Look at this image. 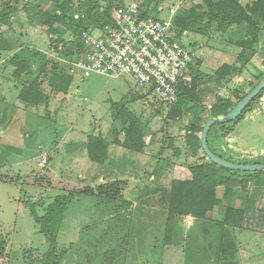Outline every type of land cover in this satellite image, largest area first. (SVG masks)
Segmentation results:
<instances>
[{
  "label": "rangeland",
  "instance_id": "rangeland-1",
  "mask_svg": "<svg viewBox=\"0 0 264 264\" xmlns=\"http://www.w3.org/2000/svg\"><path fill=\"white\" fill-rule=\"evenodd\" d=\"M61 1L65 5L54 0H0V11L14 9L9 13L10 28L2 27L12 48L0 52V99L12 102L30 83L48 97L64 93L51 84L56 75L69 74L65 60H70L75 53L81 29L93 27L98 9L95 0ZM222 1L110 0L113 8L136 2L159 17H167L170 7L179 4L174 22L179 16L200 17L201 24L210 23L207 30L210 34L220 32L213 12L218 11L217 4ZM102 10H105L104 3ZM54 13L64 16V25L57 24L59 41L53 39V32L42 21L44 14ZM175 32L182 37L189 35L177 26ZM182 37L180 40L196 51L194 42ZM67 49L71 53L68 58ZM14 56L27 61L28 67L21 77L14 74L16 69L10 62ZM206 63L203 64L196 52L193 98L186 96L166 106L145 88L151 97L144 94L140 97L142 101L132 103V108L139 107L133 114L146 137V140L143 137L144 147L147 146L145 162L139 161L140 166L148 165L146 160L158 155L160 144L164 149L159 154L164 157L160 166L166 169V162L170 161L179 164L165 170L162 177L157 171L158 164L152 166L155 170L152 167L141 170L140 178L131 172L127 178L132 180H125L118 199L81 193L86 187L97 188L99 180L84 182L80 178V165L72 166L69 158L65 162L53 154H58L57 142L71 125L78 132L96 131L98 127L122 128L114 117L102 111L106 105L104 100L96 102L99 110L91 108L94 89L91 86L83 92V81L88 78L76 79L81 87L79 92L77 85L71 90L76 109L63 115L49 110L48 105L43 108L41 104H30L25 116L15 113L13 119L0 117V131H5L3 135L0 132V238L6 241L0 264H45L42 258L51 242L40 231L41 225L27 203L34 204L37 213L44 215L56 197L70 193L72 198L55 208L53 221L48 224L56 238L60 264H264V170L248 184L247 190L218 187L217 202L205 219L169 215L172 179L190 178L187 166L211 161L203 149L195 154L187 145L193 126L205 125L210 118H217L213 117L215 106L235 105L264 77V71L250 76L243 67H228L220 77L218 68H214L215 62L207 60ZM128 80L134 87V80ZM263 97L264 93L238 122L219 123L211 129L208 142L213 151L237 163H264ZM201 133L196 131L200 138ZM7 136L16 139L18 136L20 145L6 141ZM83 169L86 172V167ZM112 171L116 172L115 177H121L117 176V170L110 168L109 172ZM231 207L244 210L240 226L223 221Z\"/></svg>",
  "mask_w": 264,
  "mask_h": 264
},
{
  "label": "trees",
  "instance_id": "trees-1",
  "mask_svg": "<svg viewBox=\"0 0 264 264\" xmlns=\"http://www.w3.org/2000/svg\"><path fill=\"white\" fill-rule=\"evenodd\" d=\"M54 2L56 4L58 3L60 5H65V1L62 2L61 0H54ZM95 3L98 9L96 16L93 17L95 18V23L93 24V27L85 26L83 29H81L78 34L77 48L75 53L72 55L71 59L75 56H78L83 51L81 33L84 30H89L92 28H103L107 23H110L112 21V13L115 8H113L110 0H95ZM103 3L105 4V10L100 11L101 4ZM217 7L218 11L213 12V16L214 20H216L218 23L217 28L220 31L225 32L233 25H240L244 22H247L250 25L251 29L255 30L256 23L253 21V18L249 13V11L253 9L250 8V10H248L247 8L243 7L238 2V0H223L222 2H219L217 4ZM13 11V8H10L9 11H0V52L12 48L11 45L8 44L9 41L5 37V33L4 30H2V27L6 26L10 28L11 16L9 15V13H12ZM64 12L66 13V10ZM42 18V21L46 23L53 32V39L55 38V41H59L61 35L58 33L57 24L64 25V16H62L61 14L54 13L51 15L44 14ZM174 24V26L179 27L182 32L187 31L188 33L194 32L203 35L206 34L207 30L210 28L209 22L205 25L201 24L200 17L193 18L179 16L178 21L174 22ZM176 36L180 38L182 37L178 33H176ZM65 53L67 58L70 56L68 54H71L69 53V49H67ZM10 62L13 66H15L16 70L14 74L17 77H21L28 67L27 61L20 60L18 56H14L10 60ZM225 69H229L228 66L223 65L218 68L217 73L220 77L224 75ZM193 72L194 70H192L193 80L191 86L185 85L183 83L179 85L180 101L183 97L186 96H190L191 98H193ZM73 79L74 78L70 74H66V76L56 75L54 77V82L51 84V86H54V88L58 91L67 93L73 82ZM262 93H264V91ZM260 95H258L251 102V104L243 112V115L240 118L228 123H236L241 120L246 114V112L250 111L251 107L257 102ZM19 98L26 103L42 105L46 104L49 99L47 95H44L40 90L34 88L33 83H30L28 86H25L20 91ZM234 106L235 105L229 104L225 106H215L213 108V117H220L222 115L225 116ZM171 112L173 115V111ZM115 118L119 119L122 125V129L120 131L115 132V141L118 144L126 147L127 149L141 152L144 148L143 137L145 135V132H143V130H139L137 126L138 119L136 118V115L130 112L124 113L121 110L117 112ZM203 127L204 124L198 125V127L193 126V131H191L190 134L187 136V145L189 146L190 150L195 154H197L198 151L202 149L201 138L196 134V131L202 132ZM121 134H123V140L119 138ZM90 153L94 160L101 161L106 157L107 144L103 138L92 137L90 141ZM253 162L259 163L258 161ZM187 169L190 171V178L181 179L176 177L172 179L171 189L169 191L170 201L168 205L170 216L191 215L196 218L205 219L207 217V213L214 208V205L217 202L216 189L218 187L235 186L240 187L243 190H247L248 184L252 181H255L257 179V176L262 172V170L254 172L232 170L223 166H219L213 163L212 161L208 163L189 165L187 166ZM122 185H125V181L117 180L113 181L112 183L101 184L97 188L86 187L81 191V193L90 195L100 194L106 196L107 198L118 199V196L121 194ZM72 196L73 193H70L67 196L56 197L55 200H53V202L48 205L44 215H39L37 213L34 204L27 203L29 208L31 209V214L33 215L35 220L41 225L40 231L43 232L51 242L48 251L44 254V257L42 258V261L45 264H60V255L56 253V238L49 230L48 224L52 223L53 221L55 208L57 206L61 207L65 205L67 202H69ZM243 216V209L231 207L228 208V210L225 212L223 221L227 225L240 226L242 224ZM222 246L224 247L225 245L222 244ZM5 248L6 241L0 238V258L4 256L6 251Z\"/></svg>",
  "mask_w": 264,
  "mask_h": 264
},
{
  "label": "crops",
  "instance_id": "crops-1",
  "mask_svg": "<svg viewBox=\"0 0 264 264\" xmlns=\"http://www.w3.org/2000/svg\"><path fill=\"white\" fill-rule=\"evenodd\" d=\"M238 1L248 10H250V8L253 9L249 11V13L252 16L253 21L256 23L255 30H252L250 25L247 22H244L240 25H233L225 32L220 31L216 34L206 33L204 35L191 32L187 37L182 38L194 42L196 51L194 48H191L194 50L195 54L196 52L198 53V57L203 60L204 65H207V60H212L216 64L214 68H220L223 65L233 69L243 67L244 72H247L250 74V76H257L259 72L264 71V0ZM104 77L105 79H103ZM86 78L88 79L83 81V92L88 91L87 88H90L91 86V90L94 89L91 108L99 110L96 108V106L99 107L98 103L96 102L98 100H104V104L106 103V105L104 107L102 106V111L107 112V116L115 118L117 112L121 110L124 113H135L139 107L132 108L134 107L132 103L136 100L142 101L143 99L140 98L142 95L145 96L147 94V98L151 97V94L149 95L143 90L147 87H140L135 81V85L132 87L130 84L131 81L128 80L132 78L128 76L111 77L103 74L93 73ZM76 79L78 80V78L73 79V82L67 93H55L56 95H49L50 97L47 103L43 104L42 107L44 108V106L48 105V109L54 110L57 115H63L64 112L72 111L74 108L76 109L72 103L74 96L71 94L72 87L74 85H77V87L79 86V81H76ZM80 88L81 87L79 86L77 88L78 90H76L79 92ZM3 96L7 95L4 94ZM83 98L87 101V96ZM61 104H63L62 107ZM28 105H30V103L22 101L18 94L14 97V100L12 98V102L7 100V98H1L0 117L6 118L7 116H11L13 119L16 117L15 113L19 114V116H25L27 115L26 109L29 107ZM261 105L264 111V97ZM113 120H115V123L119 125L121 124L119 119L115 118ZM18 122H21V119H19ZM70 128L71 129H68L67 132L61 136L60 141L57 142V151H59L58 154H53L56 156V158L59 157L65 159V162L67 161V158H69V164L72 166L80 165L82 167V175L80 178L84 180V182H87L90 179H96L99 180V185H101V183L103 184L105 182L115 180L130 181L132 179H128L127 177L129 174H131V172H135L136 176H139L138 178H140L141 170L146 171V169L154 166L155 164H158L157 171L159 172V176L162 177L165 174V170L167 172V170H171V168L173 169L177 166V164H179L177 161H170L169 163L166 162V169L160 166L162 164L161 159H164L163 156L159 155L160 153L164 152L163 145L160 144L158 147V155H154L153 159L150 157L149 160H146L149 164H144L145 166L143 165L141 167L139 161L142 160L145 162L143 159L147 150V146L144 147L145 150L143 149V151L137 152L118 144L115 141V132L122 129H120L118 126H115L113 130L110 128L102 129L98 127V130L96 131L85 129L81 132H78L73 127V125H71ZM4 133L5 131L2 130L1 134L3 135ZM92 137H101L106 142L107 157L105 161L94 160L92 158L90 153V141ZM119 138L123 140V134H121ZM4 139H6V141L16 142V144L18 142L17 140H19L18 136L17 139L13 136H7V138ZM18 145H20L19 142ZM85 167L87 169L86 172L83 169ZM110 168L117 170V176L121 177H115L116 172H109ZM152 168L155 170L156 167Z\"/></svg>",
  "mask_w": 264,
  "mask_h": 264
},
{
  "label": "built area",
  "instance_id": "built-area-1",
  "mask_svg": "<svg viewBox=\"0 0 264 264\" xmlns=\"http://www.w3.org/2000/svg\"><path fill=\"white\" fill-rule=\"evenodd\" d=\"M178 7L172 5L167 17H159L136 2L116 6L110 23L81 33L83 51L65 60L69 74L81 80L93 73L128 76L149 88L162 104L177 103L179 85L192 84L196 57L176 36Z\"/></svg>",
  "mask_w": 264,
  "mask_h": 264
},
{
  "label": "water",
  "instance_id": "water-1",
  "mask_svg": "<svg viewBox=\"0 0 264 264\" xmlns=\"http://www.w3.org/2000/svg\"><path fill=\"white\" fill-rule=\"evenodd\" d=\"M263 91L264 77L241 100H239L225 116L210 118L207 120L201 133V147L213 163L237 171L254 172L264 170V163H237L223 158L215 153L208 143L209 132L213 126L219 123L232 122L240 118L251 102Z\"/></svg>",
  "mask_w": 264,
  "mask_h": 264
}]
</instances>
